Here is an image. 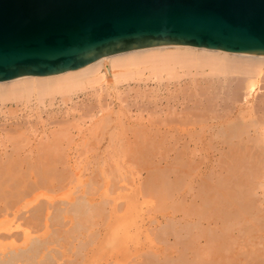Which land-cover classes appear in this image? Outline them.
Returning a JSON list of instances; mask_svg holds the SVG:
<instances>
[{
    "label": "bare ground",
    "instance_id": "bare-ground-1",
    "mask_svg": "<svg viewBox=\"0 0 264 264\" xmlns=\"http://www.w3.org/2000/svg\"><path fill=\"white\" fill-rule=\"evenodd\" d=\"M150 80H152V81L156 80V81H159V83L162 82V84H164L163 82H167L164 85V87H166V89H170L169 84L171 83V81H175L176 85L174 86V88L176 86H178V87H176L178 89L177 90L178 94L176 92V95H175L176 98H174L176 100L179 98V92L182 89H184L183 92L184 91L188 92V89H191L190 93L193 92V94L189 93L190 97L192 96V98L190 99L189 97H184L187 93L184 95V94H182L183 92H181L183 97L181 96V98H179L176 101V103L174 102L175 106H173L172 104H170L171 106H167V108H166V104H165V107L161 106L162 111H163L162 113L164 114V118L170 117V116H168V114H170V113H174L176 116L177 113H182V112L183 113H182L181 120L186 117L185 119L187 121V118H188L187 127H188V125H189V127H188L187 132H188V136L190 139L188 141L187 140L183 141L185 143H183L180 146V147H183L185 144V146H186L185 150H184V148L182 149L180 147L179 148L182 150H180L178 147L177 148L179 150L178 149L175 150L172 148L174 146L172 144L176 143V145H178L177 143H179L184 137V136H182L183 134L181 131L184 128V126L182 125L183 128L181 130L179 128L180 124H182L181 122H180L179 126H176L174 128L173 131L172 130H169V131L166 130L165 131L164 128H163V130H160V132H162V131L166 132V134H162L163 136L167 135L168 133L170 134V133H174L175 131H177V133L179 135L174 136V139L172 140V144H171L172 147L171 148L173 149L172 151H174V150L177 152L183 151V153L181 154V152L180 153L178 152L180 155H177L178 153L175 152L177 154H175V156L173 155L174 158L172 156H170L171 159L169 160L170 157H168V156L170 154L165 153L166 151L164 150V148L162 146V145H165L163 143L165 142L164 140L167 139V136L164 137V139L161 137L163 140L160 139V141L161 140L164 141L163 143H159L160 142L159 140H157L158 141L157 142L155 138L149 139V141H151V140L154 141V139H155V141L154 142L152 141V142H153V144L158 143L157 149L161 148L160 146H162L163 151H165V152L162 151L163 154L161 153V159H159V162L161 161L160 165L163 161V163H165V166L162 165L159 168L160 165L158 162L159 166H158V168L155 169V167H157L156 166L157 163L155 162V167L151 169L153 172L151 170L149 171V169L151 167L146 168L148 170V171L146 170L148 175L146 174L147 178L145 176L144 177L145 180H142V181H146V183L148 182L149 184L147 183V185H150V188H149V186L146 187L145 185H143V187H142V184H141V187H140L142 189L141 192L144 193L147 191L146 193H148L149 189H152V187H153L152 185H154V188L159 186V188L157 190L155 189V192H157L156 196H155V193H153V195H152L156 201L159 197L163 198V199L159 198L158 203L163 201L165 204L170 199L172 201V203L170 205L175 206L176 203L181 204V205L179 204L180 206L178 205L179 207L175 206L177 209L175 207L172 208L173 206L170 207V206L165 204L166 209L168 206V209L172 208V211H173V209H174V211L173 212L170 211L171 212V213L169 212L170 214L167 213V214L162 215V216H159V215L156 216L155 215L152 219L150 218L151 219L150 223L151 224L153 223V226H152L153 228H151L152 229V231H151V229L149 228V227H151V224L148 223L150 225V226H148V228L150 230L147 228L148 229L147 233L149 232V234H151V235L153 233L156 236L155 237L152 235L153 237H155L154 239L156 240L158 238L156 242H158L159 239H161V241H162L164 238H165L164 241L170 242L172 240V239L170 240V238H173L174 241L173 240L172 241L174 242V244H172L171 242L170 243L164 242L165 244H167V247H168V248L167 247L165 248V246H164V249L157 247L158 246L157 244L153 245L155 247L151 246L152 249L150 251H148V257L151 256L154 259L150 258L151 260L149 263H151V261H152L153 264H161L165 261V260H163V262H161L162 259H166V261L169 259L172 261L173 264H178V263L179 264H181V263L182 264H236L238 261V257L235 258L232 255H234L233 252L235 250H237V248H233L234 247L233 245L238 241V239L241 238L242 236L244 237V234L245 235L246 234L254 235L253 232H256V231L257 232L258 231L264 232V190H263L264 189V54L242 53V52H235V51L208 48V47L195 46V45H187V44H160V45H154V46H148V47H142V48H135V49L126 50V51H122V52H118V53H114V54L105 55V56H102L99 59H97V60L93 61L92 63H89L83 67L68 70V71L53 74V75H48V76L24 75V76H19V77L12 78L9 80H0V111L3 113L17 112L18 110L24 111L25 109L26 110L32 109V111H34V110L36 111L42 106H44L46 108H48V107L53 108L54 105H56L55 101L61 100V101H63V103H67L68 101H73L74 95H77L80 91H84L88 88H92L95 91V94L97 95V98H99L98 100L100 101L102 93H104L106 91L111 95V92L113 90L117 91V89H119V85H121V84H128L129 85V84H132V82H143V81L147 82ZM187 84H188V87H186ZM164 87H163V90H165ZM180 87H183V88L181 89ZM131 88H133V87H131ZM176 88H175V91H176ZM172 94H174V92ZM189 94H188V96H189ZM96 95H94V96H96ZM118 97H120V95ZM170 98H171V95H170ZM167 100H169V99H167ZM169 102H171V101H169ZM102 103H103V101H102ZM183 105H185V107H182ZM99 106H100V112L103 111V105L101 103H99ZM108 106L110 107L111 105H108ZM74 107L75 106H73V108ZM105 107H107L106 104H105ZM69 110H70V108H69ZM180 110H181V112H180ZM165 112L167 113V115L165 114ZM94 114H92V115L95 116L96 114L95 115ZM149 116H150V114H149ZM183 116H184V118H183ZM172 118L174 119V117H171L170 119H172ZM175 118L176 119H174V120L173 119L170 120L168 118L169 119L168 121H170V122H168L167 119L165 120L161 117H160V120L163 119L164 122L167 121V123H173V122L177 123L176 120L178 119V121H179V118H177V117H175ZM185 119L183 120V122H186ZM159 122L162 123V125H164L162 120ZM183 124H185V123H183ZM167 126H168V124H167ZM164 127H165V125H164ZM166 129H167V127H166ZM139 130H140V128L138 129V131ZM143 130H144V128H143ZM156 131H159V128ZM126 132H128V131H126ZM145 132H146V130H145ZM150 132H152V131H150ZM160 132H158V133H160ZM98 133H99V131H98ZM132 133H133V137H134L135 134H134V132H132ZM137 134H141V133H137ZM142 134H144V133H142ZM142 134H141V136H142ZM185 134H186V132H185ZM137 136H139V135H137ZM141 136H139V139H141L140 138ZM148 136H151L150 133L148 134ZM21 137L23 138V136H21ZM21 137L14 139V141L18 140V142L16 141L15 144L22 142ZM168 137L170 138L169 135H168ZM54 138H53V141L56 142L55 141L56 138L55 139ZM58 138L61 139L60 136ZM134 138H137V137L135 136ZM156 138H157V136H156ZM19 139H20V141H19ZM49 140H50V138H49ZM58 141L61 142V140H58ZM141 141H142V139H141ZM145 141H146V144H145L146 146L144 147L143 146L144 143H143V145L141 147L142 149L145 148V149H143V151L146 150L145 153H147L148 151L150 152V150L152 151L153 149H150V145H149V144H152V142L147 143L148 138H147V140L145 138ZM139 142H140V140H139ZM139 142H138V144H136L137 142L136 143L134 142V143L137 146V145H139ZM142 142H144V141H142ZM25 143H27V142L24 141V144ZM22 144H23V142H22ZM46 144H49V143H46ZM60 144H62V143H60ZM192 144H193V148H192L193 151L190 152L191 153L190 154L187 152V149L190 150V146ZM49 145L41 146V149H39V153H40V150H43L42 149L43 147H45V148H44L43 152H41V153L42 154L46 153L49 150V147H48ZM51 145L53 146L52 148H54V150H52V148H50L49 151H51V152L54 151L55 153L54 152H52V153H54V154L58 153L59 155H60V153H62L60 151H58L56 153V151H57L56 148L59 146V144L54 143V145L53 144H51ZM51 145H50V147H51ZM55 145H56V148H55ZM168 145H170V144H167L166 149H167V151L168 150L171 151V149L168 148L169 147ZM176 145H175V147H176ZM15 146H14V148H15ZM136 146H135V149L138 148ZM139 146H141V144ZM147 146L149 147V148H147L148 151L146 149ZM24 147L25 146L22 145V149H24ZM151 147L153 148L154 146H151ZM18 148H15V150H13L11 153L8 154V158L6 161H3L1 159L2 160V162H1V160H0V217L1 218L5 214L8 215L7 211H9V210H12L13 212L18 213L19 215H22L24 210L27 207H29L31 205V203H33L35 201V199H32L30 201V197H31L32 192H35V189L46 186V185H44V183L41 184L42 180L45 181V184L47 183L46 181H50L51 177H50V180H46L47 177H49V175H47L48 171L50 169L52 170L54 168L57 170L56 167L58 166V163L61 161L60 160L57 162L55 160L57 162L56 163L54 160H52L53 166L52 167L50 166V169H46V168H47V166L49 167V164L52 162H49V164L44 163V165L45 164H48V165H46L45 168H42L43 167L42 166L41 167L42 169L40 168V166H41L40 165L39 168L41 170V173H40V171H37L38 169L35 170L38 167H36L35 169H34L35 166L32 167V169L35 170V171L33 170L32 176H31V174L26 175V173H25L26 176L23 175L24 171H26V172H28V171L26 169L25 170L21 169L23 174L21 173V176H20L19 170H18V169H20L19 168L20 166H18L20 160H17L19 157L17 152H19V154H20L21 148H19L20 150H17ZM46 148L48 150H46ZM55 149H56V151H55ZM60 149H62V148H60ZM135 149L132 150L131 153L136 152ZM14 151L17 154L16 156H14V153H15ZM44 151H46V152H44ZM155 151L156 150L154 149V152ZM170 151H168V152H170ZM51 152L48 153L49 156H50ZM158 153L159 152H157L156 156L158 155ZM164 153L167 154V156H164L165 155ZM54 154H52V155H54ZM58 154H57V156H58ZM138 154H139V152L134 157H136ZM142 154H144V153L142 152ZM147 154H149V153H147ZM147 154H144V156H146L147 160H150L149 162L151 163V161H152L151 159H153L152 157L154 156L153 155L154 153L152 154L153 156L152 155L150 156L151 159L150 158L148 159L149 155H147ZM42 156H39V160L42 159ZM60 156L62 158L63 155H60ZM60 156H58V157L60 158ZM44 157H45V154H44ZM52 157L54 158L56 156H52ZM134 157H133V159H136ZM50 158H51V156L48 159L50 160ZM141 158L144 159L143 157H141ZM20 159H22V158H20ZM129 159H131V157ZM129 159L127 158V160H129ZM43 160H44V162H47V160H45L44 158H43ZM43 160L41 161L42 163H43ZM138 160L140 161V158L137 159V162H139ZM142 161L143 160H141V162ZM146 161L143 163L146 164ZM153 161L151 164L154 165ZM132 162H134V161L132 160ZM22 163H23V160L20 162L21 166H22ZM54 164H57V166L55 167ZM50 165H52V164H50ZM136 165H138V164H136ZM30 166H33V164ZM138 166H137V169L142 168L141 164H139ZM45 170L47 171V174H45V175H47L46 178L44 175V172H46ZM143 170H145V169H143ZM30 171H32V170H30ZM42 171H43V173H42ZM34 172H36V173H34ZM50 172H52V171H50ZM60 172H62V171H60ZM60 172H59V174H60ZM109 172H111V170ZM114 172H116V171H114ZM138 172H139V170H138ZM148 172H150V173H148ZM28 173H30V172H28ZM62 173L64 174V172H62ZM70 173H71V171H70ZM103 173H105V172H103ZM103 173L101 175H104ZM160 173H163V175H164V177L162 179L163 181L161 180L162 177L159 176V175H161ZM65 174H67V172ZM72 175H70V174H69V176L67 175L68 177L66 176V179L71 178L70 176H72ZM40 176H41V178H40ZM82 176H83V174H82ZM92 176L96 180L93 178H92V180H90L91 178H89V177H91V176H89L88 177L89 178L88 183L95 180L94 181L95 183H92V184H97L100 181L97 179L98 175L97 176L92 175ZM184 176L185 177L188 176L186 178L191 177V182L192 183L195 182L196 184L193 186V185H190L191 182H189L187 184V186H189L190 189L188 188V190L183 189V191H180L184 187V185H185L184 183H186ZM113 177H114V175H113ZM141 177H139V180ZM39 178H40V181H39ZM63 178H65V177H63ZM72 178H74L76 180L75 177H72ZM100 178H101V176H100ZM159 178H160V180H159ZM60 179H62V177H59V179L57 178V180H59V181H57L58 185L55 184L56 187L62 183V182L58 183V182H60ZM116 179H119V177ZM157 179L159 181L165 183V185H162L163 183L161 184ZM52 180H53V177H52ZM75 180H74V182H75ZM54 181L55 180H53V183H54ZM63 181H65V180L63 179ZM115 181H117V180H115ZM121 181H122V178H121ZM121 181H117V182H121ZM103 182H105V181H103ZM50 183H51V181H50ZM101 183L102 182L100 181L99 189L96 188L99 186L98 184L95 187H94V185H90V186H93V188H95V189H93L92 187L88 188L89 186L87 187V185H86L85 189H87V188L90 189L91 194L94 196L93 191L98 189L97 192H100V189H102ZM48 184L49 183H47L48 187L49 186H50V188L54 187V186H51ZM76 184H78V183H76ZM86 184H87V182H86ZM112 184H114V182ZM134 184H135V182H134ZM62 185H65V184H62ZM131 185H133V184H131ZM131 185H129V186H131ZM161 185L164 187H162ZM196 185H197V187H195ZM118 186L119 187H115V188H117L116 190H118V189L123 190L125 188V187L124 188L121 187V186H123V184H121V186L120 185H118ZM144 186L147 188V190L144 189L145 188ZM260 188H262L261 189L262 192L260 191ZM91 189H92V191H91ZM109 189H110V185H109ZM126 189H128V187ZM87 190H85V191H87ZM111 190H112V188H111ZM111 190H110V194L115 189L113 188V190L112 191ZM116 190H115V192L114 191L113 192L116 193L117 192ZM144 190H146V191H144ZM191 190L195 191V193H193V192L190 193ZM85 191H84V193H85ZM158 191H159V194L161 193L160 195H158ZM87 192H89V191H87ZM90 192L88 193V195L90 194ZM149 192L150 193L148 195L147 194H145V195L147 197L149 196V198H153L151 196L152 191L150 190ZM114 193H113V195H114ZM142 193H140V194L142 195ZM91 194H90V196H92ZM108 194L106 193V195H108ZM106 195H105V199L107 197ZM108 196H111V195H108ZM144 196H142V197H144ZM146 196H145V198H147ZM78 198L79 199H77V200L75 199L77 202L75 204L74 203L73 204L79 205V206H77L79 210L77 209V207L75 209H73V207H75V206H73L71 201H70V203L72 205L69 203L71 207L69 205H67L68 203L67 204L64 203V205H66V207L72 208L71 209L72 212H73V210H77L78 212L79 211L81 212L83 210V214L85 213V215H86V212L87 211L89 212V210H92L93 208H95L94 206H96L98 203V202L97 203L94 202V203H96V204H94V203H92L93 201L90 202V200H88L85 196H82V194H81V197H78ZM103 198H102V200H103ZM110 199H112V198H110ZM47 200L45 201V203L41 202L40 204L36 205L31 210V212H30L31 215L25 219L24 223H18V224H16V226H14L15 223L13 224V222H10L9 227L10 228L14 227L15 229L16 228L22 229V233L24 234L25 239L26 240L29 239L30 234H31V231L29 229V227L31 226V222H32L31 220H33V219L36 220V218L38 219V217L43 218V216H45V212H48V210H50V205L52 203L49 204L48 202H50V201H47ZM107 200H108V203L110 202L109 205H112V201L109 199H106V203H103L106 205L104 206L103 204H101L102 206H104V208H101V212L97 210L98 205L96 206L95 211L99 212V215H97V212L95 213L94 216L92 215L93 213H88V215H92L93 217H95L97 215L96 217H100V213H102L103 210L104 211L102 214H104L105 212L109 213L110 212V211H108L109 209H106V206L108 205ZM155 200H152V201L154 202ZM104 201L105 200H103V202ZM124 201H126V200L124 199ZM124 201L121 202L122 203L121 205L126 207L124 205L125 204ZM100 203H101V201H100ZM131 203H132V201H131ZM117 204H120V202H118ZM133 204H134V202H133ZM154 204H155V202H154ZM156 205H157V203H156ZM162 205H161V207H162ZM158 206H159V204H158ZM111 207L113 208L114 206H111ZM117 207H119V205H117ZM163 207H164V205H163ZM69 208H68V210H69ZM82 208H84V209L87 208L88 210L85 211ZM121 208L124 209L123 207H121ZM179 208H181V210H183V211H181ZM99 209H100V207H99ZM118 209L119 208H117V210ZM168 209H167V211H168ZM179 210L181 213H183L182 215L178 214ZM58 211H57V213H59V215H60L63 212H67V209L65 211L63 209L60 212H58ZM77 211H74V212H77ZM95 211H92V212H95ZM68 212L71 215L73 214L70 212V210ZM78 212L74 213L72 217L75 216V218H76V215H78V216L81 215ZM2 213H5V214H2ZM51 213H52V207H51L50 214ZM126 213L127 212H125V214ZM42 214H43V216H42ZM64 214H66V213H64ZM52 215H53V213H52ZM59 215L57 217H59ZM85 215H83V216L85 217ZM88 215H86V216H88ZM109 215H110V213H109ZM109 215L108 216L105 215L103 218L101 217L102 220H101V218H100V220L103 222H106L105 219H107L108 217H111V215L110 216ZM63 216L65 217V215L62 214L61 218H63ZM66 216H67V214H66ZM78 216H77V218H79V219L77 220V222L78 221L81 222L80 217H82V216H80V217H78ZM8 217H10V215ZM88 217L85 219H89ZM131 217H129V220ZM133 217L136 218L135 216H133ZM137 217L139 218L138 214H137ZM45 218L50 219L51 216L47 217V215H46V217H44L43 220ZM52 219L53 218H51V220ZM81 219H83V218H81ZM85 219H84V221L86 222ZM34 220L32 222V225H34L37 228L42 229L44 227L46 228V227L51 226V225H46V223L43 222V220L41 221V224L38 223L37 220L36 221H34ZM51 220H49V221L51 222ZM63 220H65V218L62 219V222H63ZM71 220H72V218H71ZM71 220H68V221H70V224H71ZM75 220L76 219H74V222H75ZM96 220H99V219L96 218ZM109 220H107V221H109ZM141 220H139V222L137 224L141 223L140 222ZM39 221H40V218H39ZM68 221H65V223H62V226H64V227L67 226L69 224ZM88 221L92 222L91 219H89ZM123 221H125V220H123ZM16 222H17V220H16ZM77 222H75L74 226H76V224H77V226L79 227ZM126 222H128V221H126ZM129 222H132V221H129ZM142 222L147 223L146 221H144V219ZM106 223H108V222H106ZM106 223L103 225L106 226ZM159 223H160V226H159V228H157V230H158L157 231V230H155L154 225H158ZM24 224H26L27 226H24ZM42 224L45 226H43ZM82 224H83V222H82ZM90 224H92V223H90ZM90 224H89V227H91ZM97 224H99V221L95 222L93 225L95 226ZM148 224H146V225H148ZM146 225H145V227H146ZM71 227H73V226H71ZM85 227H86V231H87V229L89 231V228H87L88 225L86 226V224L85 225L83 224V227H81V229H83ZM107 227H109V226H107ZM137 227H138V225H137ZM137 227H136V229H137ZM95 229H97V228H95ZM100 229L102 230V228H100ZM108 229H110V228H108ZM153 229H154L155 233L153 232ZM78 230L80 231V228H78ZM141 230H142V228H141ZM55 231L56 232L59 231L58 233H60V229L58 231L57 230H55ZM69 231H72L71 228L69 229ZM74 231H75V229H74ZM97 231H99V229ZM97 231H93V232L96 234ZM251 231H253V232L251 233ZM90 233L89 234L87 233L89 235V237L87 235V238H89V239L92 238L90 236ZM94 233H93V237L95 235ZM260 233H262V232H260ZM1 234L3 236V233H1ZM63 234L65 235V233H63ZM258 234H259V232H258ZM8 235L9 234H6V236H8ZM85 235H86V232H85ZM85 235H83V236L85 237ZM91 235H92V233H91ZM98 235H100V234L97 233L96 236L98 237ZM160 235H162V236H160ZM254 236H256V235H254ZM262 236H264V233H263V235L260 234V236H258V237H260L259 238L260 240L258 243H261L260 246L262 245L264 247V243H263L264 241L262 242V239L264 240V237H262ZM0 237H1V235H0ZM124 237H125V235H124ZM159 237H161V238H159ZM162 237H163V239H162ZM3 238L6 239L7 237H3ZM245 238H244V240L241 239L245 243H240L239 242V241H241L240 239L238 242L240 244L246 245L248 243V241L246 243ZM247 238H246V240H247ZM255 238H257V237H255ZM85 239H84V242H85ZM154 239H153V242L155 241ZM252 239H253V237H252ZM252 239H251V241H253V242L257 241V240H252ZM97 240H99V239H97ZM33 241L37 242L36 245L45 244V242L42 241V239H41V241H40V239L39 240H36V239L31 240V243ZM72 241H74V240H72ZM89 241H90V244H89ZM89 241L87 242L88 244L84 243L82 245L86 244L85 248H87L88 246L92 245V243L96 244L93 242L94 240L93 241L89 240ZM203 241H204V243H203ZM251 241H250V243H252V245H256L257 242L254 244ZM34 242H33V244L36 243V242L35 243ZM80 242L82 243L83 240L82 241L80 240ZM156 242H154V243H156ZM238 242H237V244H235V247L239 246ZM81 243H79V244H81ZM164 243H162V244H164ZM250 243H248V244H250ZM36 245H35V247H37L38 249L33 248L32 251L34 250V251L39 252L38 250H42L40 248V246H36ZM256 246H258V244ZM260 246H259V248H260ZM262 246H261V250L264 249V248H262ZM32 247H34V246L32 245ZM169 247H171L173 249H171ZM82 248L84 249V246ZM231 248H233L235 250L233 251ZM246 249L247 248H245V250ZM62 250H64V249H62ZM78 250H80V249L78 248ZM239 250H237V251H239ZM255 250L254 249L250 250V248H249V251L246 250V252L247 251L249 252L248 254H250L251 257L247 258L248 255L246 256V259H245L246 263L245 264H252L251 262H252L253 256L255 254L256 255L254 256V260H257L258 254H261V257L259 255L258 260H260L262 258V255L264 254V252H263L264 250L262 251L263 253H261L260 252L261 250L257 249L256 251L259 252L258 254ZM23 251H22V253H23ZM231 251L233 253L232 255H231ZM237 251H235V252H237ZM252 251H254L255 253ZM18 252L20 253V251H18ZM151 252L154 256H152V254L150 255ZM160 252L165 253L163 256H165L168 253H171L172 255L171 256L167 255V256L161 258L162 255L160 254ZM17 253H15V254H17ZM27 253H29V251ZM46 253H48V252H46ZM59 253H61V252L59 251ZM59 253H58V256H59ZM146 253H144V254H146ZM243 253H244V251L242 252V250H241V254H243ZM15 254H13V257L15 256ZM33 254H35V253H33ZM33 254L31 253V255H33ZM49 254L48 255L46 254L47 256L46 255H44V256H46V257L49 256V258L51 259L52 257H50ZM144 254L142 253V255H144ZM78 255H80V253ZM239 255H240V253L239 254L236 253V256H239ZM243 255H245V254H243ZM19 256H20V254H19ZM56 256H57V254H56ZM59 257L61 259V257H63V255L61 256V254H60ZM148 257L146 255V259ZM241 257H242L241 261H243V256H240V258ZM255 257H256V259H255ZM143 258H144V256H143ZM57 259H58V261H56V262L59 263V258L57 257ZM155 259L159 260V261H155V263H154ZM8 260H10V258ZM8 260L6 261L7 263H8ZM11 260L15 261L13 259H11ZM11 260L9 261V263L11 262ZM43 260L46 262V260H48V258H46V260L44 258ZM263 260L264 259L262 258V261L261 260L260 261L264 263ZM34 261H35V259H34ZM50 261H51V264L56 263L55 259H52ZM50 261L48 260L46 263L49 262V264H50ZM71 261H73V260H71ZM1 262H0V264H1ZM4 262H3V264H4ZM6 262H5V264H7ZM43 262H41V263H43ZM144 262H145V260H144ZM157 262H159V263H157ZM175 262H177V263H175ZM258 262L259 261H256V264H258ZM41 263L39 262V264H41ZM133 263H135V262H133ZM137 263L139 264V262H137ZM254 263L255 262L253 261V264ZM140 264H141V262H140ZM164 264H165V262H164ZM168 264H170V263L168 262Z\"/></svg>",
    "mask_w": 264,
    "mask_h": 264
},
{
    "label": "rangeland",
    "instance_id": "rangeland-1",
    "mask_svg": "<svg viewBox=\"0 0 264 264\" xmlns=\"http://www.w3.org/2000/svg\"><path fill=\"white\" fill-rule=\"evenodd\" d=\"M160 83H159V81H156V80L155 81L154 80L153 81L150 80V81H147V82H145V81H143V82H132V84H129V85L128 84H121V85H119V89H117V91L113 90L111 92V95L108 92H106V91L104 93H102L100 101L98 100L99 98H97V95L95 94V91L92 88H88V89H86L84 91H80L77 95H74L73 101H68L67 103H63V101H61V100L55 101L56 105H54L53 108L52 107L46 108V107L42 106L36 111L35 110L32 111V109H30V110L29 109H27V110L25 109L24 111L18 110L17 112H8V113H3V112L0 111L1 112L0 113V160L2 159L3 161H6L7 158H8V154L9 153H11L13 150H15V148H18V147L21 148V150L19 148L17 149V150L21 151L20 152L21 155L19 154V152H17L19 157H18V159L16 158L17 160H20V162L23 160L22 166H21L20 162L18 164V166H20L19 167L20 169H18L20 176H21V173H22L21 169H24V170L26 169L28 172H30V173H28V172L24 171V174L22 173L23 175H25V173H26V175L31 174V176H32L33 175V170L36 167H38V168H36L35 170L38 169L37 171H40V173H41L40 168L42 166H43L42 168H45L46 165L49 164V162H52V160H54V161L56 160L57 162L61 160L58 163V166H57V164H54L55 167L57 166L56 167L57 170L54 167H53L54 169H52V170L50 169V166L51 167L53 166V162H52V163H50L52 165L49 164V167L47 166V168H46V169H50L48 171V174H47L46 170H45L46 172H44V175L45 174L49 175V177H47V175H45V178L47 177L46 180H50V177H51V180H50L51 183H50V181H46V182L49 183L48 185H51V186H54V187H52V188H50V186L48 187L47 183L45 184V181L42 180L41 184L44 183V185H46L47 187L44 186V187L35 189V192H32L31 197H30V201L32 199H35V201L33 203H31V205L24 210L22 215H19L18 213L13 212L12 210H9L10 212L7 211L8 215L5 214V213H2V214H5L6 216L3 215L4 217L3 216H2V218L0 217V235H1V237H0V260L2 261V262L0 261L1 264H3L4 261L6 262L9 258H10V260L13 259V260L16 261L15 262V261L11 260V262L9 263L10 260H8L9 264H12V263L13 264H36V263L39 264V262L41 263V262L44 261L43 260L44 258H45V260H46V258H48L49 261L52 260V259H55V262H56V261H58L57 257L59 258V263L56 262L57 264H116V263L117 264H136L137 262H139V264H140V262H141V264H146V263L147 264H153L152 261H151V263H149L150 260H151L150 258H153V257H151V256L148 257V251H150L152 249L151 246H153L154 244L155 245L157 244L158 245L157 247L164 249V246H165V248L167 247V244H165L164 242H166V243H170L171 242L172 244H174V242H173L174 239L173 238H170V240L172 239L173 241L171 240L170 242H167V241H164L165 240V238L163 239L164 236L162 237V239H163L162 241H161V239H159L158 240L159 243L156 242L158 238L155 240L154 238L156 236L152 233V235L155 236V237H153L151 234H149V232L147 233V230L149 228L150 229L153 228L152 227L153 223L151 224L150 220L155 215L156 216L157 215L162 216V215H165L167 213L170 214L171 212L174 211V209L172 211V208H174L175 206H178L180 203L179 204L176 203V205L173 206V205H170L172 203V201L170 199L167 201L168 203L164 200L166 202L165 203L166 205H168L170 207L173 206L172 208H169V209H168V206H167V209H168V211H167V209L165 208L166 205L164 204V202L162 200L161 201L163 203L162 202L158 203L159 202L158 199L162 198V197H159L157 199V201H156L155 198L152 196L153 193H155V196H156L157 192H155V189L157 190L159 188V186L154 188V185H152L153 186L152 189L153 188L154 189L153 190L149 189L150 185H147L148 182L146 183V181H142V180H145V178H144L145 176L147 178L148 174L146 172V170H147L146 168H148V167L150 168L151 167L149 169V171H150L152 168L155 167V162L157 163L156 164L157 167H155V169L158 168V166L160 165L161 161L159 162V159H161V153L163 151V148L166 151V152L165 151H163V152H165L167 154H170L168 157H170V156L173 157V155L175 156V154H177L178 152L179 153L181 152V154L183 153V151H178L177 152L175 150H177L183 143H185L183 141H186V140L188 141L190 139L189 136H188V132H187L188 131V127H189V125L187 127L188 118H187V121H186V119H185L186 117L184 118V116H183V118L186 121V122H183L184 119L181 120L183 112L182 113H177L176 116H175L174 113H170V114H168V116H170V117H168L169 119L171 117H174V119H176L175 117H177V118H179V121H178V119L176 120L178 124L175 123V122L167 123V121L169 119L168 118H164V114L162 113L163 112L162 111V107H165V104H166V108H167V106H171L170 104L175 106L176 101L179 98H181V96L183 97L182 94L185 95L187 93L184 97H189L191 99L192 96L190 97V94L191 93L193 94V92L190 93L191 89H188V92L184 91L185 92L184 93L183 92L184 89H182L183 87H180L182 90L179 92V98L177 97L178 99L176 100L174 98H176V96H175L176 92L178 94V91H177L178 89L176 88L178 86L175 87L176 88V91H175V88H174V86L176 85L175 81H171V83L169 84L170 89H166V87H164V85L167 82H163L164 84H162V82H160ZM131 87H133V88H131ZM163 87H164V89L166 91L163 90ZM186 87H188V84H187ZM171 92L172 93L174 92V94H172ZM181 92H183V93L181 94ZM168 93L171 95V98H170V95ZM118 94L120 95V97H118L119 96ZM188 94H189V96H188ZM94 95H96V96H94ZM167 99H169V100H167ZM102 101H103V103H102ZM169 101H171L172 103L169 102ZM99 103H101L103 105V111H101V112H100ZM105 104H106L107 107H105ZM108 105H111V106L109 107ZM73 106H75V107L73 108ZM182 107H185V105H183ZM69 108H70V110H69ZM180 112H181V110H180ZM92 114H94L95 116H93ZM149 114H150V116H149ZM165 114L167 115L166 112H165ZM160 117L165 119V120L167 119L166 122H164V120L161 119L162 122L164 123L165 127H164V125H162V123L159 122V121H161ZM172 119H170V120H172ZM168 122H170V121H168ZM180 122L182 124H180ZM183 123H185V124H183ZM167 124H168V126H167ZM179 124H180V126H179ZM182 125L184 126L185 129L182 127ZM141 126L142 127L144 126L143 127L144 130H143V128ZM176 126H179L180 130L183 128L181 131H182V134H183L182 136H184L183 139L179 143H177L178 145H176V143L172 144V140L174 139V136H178L179 135L177 133V131H175L174 133H170V134L168 133L165 136H163L162 134H166V132H164V131L160 132V130H163V128H164L165 131L166 130H168V131L172 130L173 131ZM166 127H167V129H166ZM132 128L133 129L135 128V129L133 130ZM139 128H140V130L138 131ZM158 128H159V131H156V130H158ZM125 130L128 131V132H126ZM145 130H146V132H145ZM98 131H99V133H98ZM150 131H152V132H150ZM132 132H134V134H135V136L137 138H134L135 136L133 137V133ZM158 132H160L161 134L158 133ZM185 132H186V134H185ZM137 133H141V134L144 133V134H142V136L143 135L144 136L142 137L141 134H137ZM149 133H150L151 136H148ZM137 135L141 136L140 138L144 142H142L141 139H139V136H137ZM168 135L170 136V138L168 137ZM21 136H23V138ZM59 136H60L61 139L58 138ZM156 136H157V138H156ZM166 136H167V139L168 138L169 139L168 140L167 139L164 140L165 142L162 141L164 139V137H166ZM20 137H21V140H22L23 144H22V142L15 144V142L16 141L18 142V140L14 141V139L15 138L17 139V138H20ZM48 137L50 138V140H49ZM53 138L55 139L56 142L58 140H61V142L58 141L56 143V142L53 141ZM145 138H146V140L148 138L147 143L148 142L150 143V142L153 141V140L149 141V139H151V138L152 139L155 138L156 141L157 140L160 141V139H162L161 140L162 142L160 141L159 143H163L164 142L163 144H165V145L161 144L163 146V148H162V146H160L161 148L157 149V147H158L157 144L158 143L153 144V142L155 141V139H154V141L152 142L153 145L149 144L150 145V149H153V150L152 151L150 150V152H149L148 149H147L149 147L148 146L146 147V149L148 151L147 153H149V154H147V153H145L146 150L143 151V149H145V148H143V149L141 148L143 143H144L143 146L144 147L146 146L145 145L146 144ZM126 139L128 141L129 140L130 141L128 142ZM139 140H140V142H139ZM19 141H20V139H19ZM24 141L27 142V143H25L26 145L24 144ZM134 142L135 143L137 142L136 144H138V142H139V145L141 144V146H139V145L136 146V144ZM46 143H49L50 145L51 144L54 145V143L55 144H59V146L57 145L59 148L58 147L56 148V145H55V148L57 149V151H56V149H55V151H56V153L58 151L62 152V153H60V155H63L62 158H61V156L58 153L57 154H58V156H60V158L57 156V154H54L55 153L54 151H52L54 153L49 151L50 148H52L53 146L51 145V147H50V145L46 144ZM60 143H62V144H60ZM167 144H170V145H168L169 146L168 148L171 149V151L168 150L170 152H168L167 149H166ZM171 144L174 145V146L172 147ZM22 145L25 146L24 149H22ZM44 145L45 146L49 145L48 146L49 150L47 148H46V150L51 152L50 160L48 159L50 157L48 155V153H49L48 151L47 152L44 151V152L47 153V154L44 153L45 157H44V154L41 153V152H43L45 147L42 148L43 150H40L41 154L39 153V149H41V146H44ZM134 145L136 147H138L139 149L136 148L137 149L136 150ZM175 145H176V147H175ZM14 146H15V148H14ZM151 146H154V147L152 148ZM171 147L173 149H175V150L172 151L173 149ZM185 147L186 146L184 144V146L180 147V148H182V149L184 148V150H185ZM60 148H62V149H60ZM192 148H193V144L190 146V150L186 148L187 152L188 153L192 152L193 151ZM134 149H135L136 152L131 153L132 150H134ZM154 149L156 150L155 151L156 153L154 152ZM182 149H180V150H182ZM52 150H54V148H52ZM138 152H139V154L136 157H134ZM142 152L144 154L149 155L148 159L149 158L151 159L150 156L154 153L153 154L154 156L152 155L153 159H151L152 161L154 160L153 161L154 165L151 164L152 161L150 163L149 162L150 160H147V157L144 156V154H142ZM157 152H159V153L156 156ZM175 152H177V153H175ZM179 153L177 155H180ZM17 154L15 152L14 156H16ZM52 154H54V155H52ZM167 154H165L164 156H167ZM39 156H42L41 160H39ZM52 156H56L57 158L56 157L53 158ZM130 157H131V159H129ZM133 157L136 158V159H133ZM138 157L140 158V161L138 160L139 162H137V159H139ZM141 157H143L145 160L142 159ZM20 158H22V159H20ZM43 158L45 160H47V162H44ZM127 158L129 160H127ZM170 159H171V157L169 158V160ZM2 160H1V162H2ZM42 160H43V163L41 162ZM132 160L135 163L132 162ZM141 160H143V161L141 162ZM145 161H146V164L143 163ZM158 162H159V165H158ZM44 163H48V164L44 165ZM162 163H163V161H162ZM162 163L159 166V168L162 165L165 166V163H163V164ZM32 164H33V166H30ZM136 164H138V165L141 164L142 165V168H141L142 170L140 168L137 169L138 165H136ZM39 166H40V168H39ZM32 167H34V169H32ZM28 168L30 170H32V171H30ZM143 169H145V170H143ZM110 170H111V172H109ZM138 170H139V172H138ZM43 171H42V173H43ZM50 171H52V172H50ZM60 171L64 172V174L62 172H60ZM70 171H71V173H70ZM114 171H116V172H114ZM59 172H60V174H59ZM66 172H67V174H65ZM103 172H105V173H103ZM34 173H36V172H34ZM102 173L104 175H101ZM148 173H150V172H148ZM69 174L70 175L73 174V175L70 176L71 178H67L66 179V176L67 175L69 176ZM82 174H83V176H82ZM160 174L161 175H159V176L162 177L161 178V180H162L164 175H163V173H160ZM92 175H94V176L95 175L96 176L100 175L101 176V178H100V176L99 177L97 176V179L102 182L101 183V188L103 189V190L100 189V192H97V190L100 187V185H99L100 181H99L97 183L99 186L96 187L98 189L93 191L94 196L91 194L90 189H88L90 187L93 188V186H90V185H94V187L97 186V184H92V183H95L94 181L96 180L95 178H93ZM113 175H114V177H113ZM41 176H40V178H41ZM89 176H91V177H89ZM52 177H53V180H55L54 183H53ZM56 177L58 179H59V177H62V179H60V182H58V183L62 182L59 185L61 188L59 186H57L58 188L55 186V184L58 185L57 181H59V180H57ZM63 177H65V178H63ZM72 177H75L76 180L74 178H72ZM88 177L91 178L90 180H92V178L95 179V180L91 181L90 183H88L89 182V180H88L89 178ZM118 177H119V179H116ZM139 177H141L142 179L140 178V180H139ZM186 177H188V176H186ZM186 177H185L186 183H184L185 185H184V187L182 186L183 188L180 191H183V189L184 190H188V188L190 189V187L187 186V184L189 182H191V177H189V178H186ZM40 178H39V181H40ZM121 178H122V181H121ZM63 179L65 181H63ZM73 179L75 180V182H74ZM115 180L121 181V182H117ZM159 180H160V178H159ZM103 181H105V182H103ZM133 181L135 182V184H134ZM86 182H87V184H86ZM113 182H114V184H112ZM159 182L161 184L163 183L161 181H159ZM76 183H78V184H76ZM62 184H65V185H62ZM117 184L120 185V186H121V184H123V186H121V187H123V188L125 187L123 189L124 191L121 190V189L120 190L119 189L116 190L117 188H115V187H119ZM131 184H133V185H131ZM141 184H142V187H143V185H145L146 187L149 186L148 189H149V191L150 190L152 191L151 192L152 193L151 196L154 199L153 198H149V196L147 197L145 195V194L148 195L150 193L149 191H148V193H146L147 192L146 191L147 188L145 186H144L145 187L144 189H146V190H144V191H146V192H144V193L141 192V190H142L140 188ZM195 184H196L195 182H193V183L191 182L190 183V185H193V186ZM86 185H87V187L89 186L87 188L88 190L85 189ZM109 185H110V189H109ZM129 185H131V186H129ZM162 185H165V183H163ZM127 187H128V189H126ZM162 187H164V186H162ZM195 187H197V185ZM111 188H112V190L114 188L117 192L114 193L115 190H113L114 191L113 192L111 190ZM84 189L89 191L92 196H90V194L88 195L89 192L85 191ZM93 189H95V188H93ZM261 189L262 188H260V191H261ZM110 190L114 193V195H113L112 192L110 194ZM84 191H85V193H84ZM91 191H92V189H91ZM191 192L195 193V191H192V190L190 191V193ZM106 193L107 194L109 193L108 195H111V196L106 195ZM140 193H142V195ZM81 194H82V196H85L88 200H90V202L93 201L92 203H94V202L97 203L98 202L99 204L97 203V205H98L97 210L100 211V212H101V208H104V206L106 205V204H103V203H106V199H109V200L112 201V205H109L110 202L108 203V200H107V204L110 207L107 205L106 209H109L108 211H110L109 213L111 215V217H108L107 219H105L106 222H108V223L101 221L102 218L105 215L106 216L109 215V213H106V212L104 214H102L103 211H104L103 209H102L103 210L102 213H100V217H96L97 215H99V212L95 211L97 205L94 206L95 208H93L92 210H89V212L87 211L88 210L87 208L86 209L82 208L85 211H87L86 215H88V213H93L92 215L94 216L95 213L97 212V215L95 217H93L92 215H88L89 217L86 216L85 213L83 214V210L81 212L80 211L78 212L77 210H73V212H72V210H71L72 208L66 207V205H64V203H66V204L68 203L67 205H69V206H70L71 203L75 204L77 202L76 200L79 199L78 197H81ZM143 194L147 198H145V196ZM160 194H159V191H158V195H160ZM105 195L107 196L106 199H105ZM142 196H144V197H142ZM109 197L112 198V199H110ZM102 198H103V200H105L104 202H103ZM124 199L126 201H124ZM129 199L132 201V203H131V201ZM46 200L50 201L48 203L49 204L52 203L51 204L52 206L50 205V210H48V212H45V216H43V214H42V216H43V218L46 217V215H47V217L51 216V218H53V219L51 220V218L50 219L48 218L49 220H51V222L48 219H46V218L44 219L45 220L44 221L42 217H38V219L36 218V220L40 224H41V221L43 220V222H45L46 225H51L50 227H46V228L44 227L42 229L41 228H37L34 225H32V222H33L34 219L31 220L32 221L31 222V226L29 227V229L31 231V234H30V238L27 239V240L25 239V236L22 233V229H19V228L15 229L14 227L13 228L9 227V223L10 222H13V224L15 223L14 226H16V224H18V223H24L25 219L31 215V213H30L31 210L36 205L40 204L41 202L45 203ZM152 200H155L154 201L155 204H154V202ZM70 201H71V203H70ZM100 201H101V203H100ZM122 201L125 202L124 205L126 207L121 205ZM118 202H120V204H117ZM133 202H134V204H133ZM96 203H94V204H96ZM156 203H157V205H156ZM161 203L164 205V207H163V205ZM74 204H73V206H75V207H73V209H75L77 206H79L77 204L76 205H74ZM101 204H103L104 206H102ZM158 204H159V206H158ZM160 204L162 205V207H161ZM117 205H119V207H117ZM111 206H114V207L112 208ZM120 206L123 207L124 209H122ZM51 207H52L53 215H52V213L50 214ZM99 207H100V209H99ZM116 207L119 208V209L117 210ZM68 208H69L71 213L74 214V213L78 212L81 215L78 216V215L75 214L76 218H75V216L72 217L73 214L72 215L69 214ZM62 209L64 211L67 209V212H63V211H62L63 213L61 212L63 215H65V217L63 216V218H65V220H63V222H62L63 218H61L62 214H60L61 215L60 216L59 213H57L58 210H59L58 212H60ZM77 209H78V207H77ZM179 209L181 210V208H179ZM180 210H179L178 214L182 215L183 213H181ZM74 211H77V212H74ZM92 211H95V212H92ZM181 211H183V210H181ZM125 212H127L126 213L127 215L125 214ZM64 213H66L67 216ZM137 214H138L139 218L137 217ZM9 215H10V217H8ZM58 215H59V217H57ZM83 215H85V217ZM77 216L78 217L82 216V217H80V221L81 222H79V221L77 222V220L79 219V218H77ZM133 216H135L136 218H134ZM87 217L89 219H91L92 222H89L88 221L89 219H85ZM129 217H131L130 220H129ZM39 218H40V221H39ZM71 218H72V220H71ZM81 218H83V219H81ZM96 218L99 219V220H96ZM100 218H101V220H100ZM74 219H76L75 222L78 223L79 227L77 226V224H76V226L78 228H80V231L78 230V228L76 226H74L75 225ZM84 219L86 220V222L84 221ZM143 219L147 223L142 222ZM16 220H17V222H16ZM36 220H34V221H36ZM68 220H71V224H70V221H68ZM107 220H109V221H107ZM123 220H125V221H123ZM139 220H141L140 221L141 223L137 224L139 222ZM65 221H68L69 224L64 227V226H62V223H65ZM98 221H99V224L94 226L93 224L95 222H98ZM126 221H128V222L132 221V222L128 223ZM82 222H83L84 225L85 224H86V226L88 225V227H87V228H89V231L87 229L88 232L86 231V227L81 229V227H83ZM90 223H92V224H90ZM105 223H106V226L103 225ZM148 223L151 224V227H149V228H148V226H150V225ZM89 224H90V226L92 228L89 227ZM146 224H148V225H146ZM137 225H138V227H137ZM145 225H146V227H145ZM24 226H27V225L24 224ZM43 226H45V225H43ZM71 226H73V227H71ZM107 226H109V227H107ZM154 226H155V230H157V228H159V226H160V223L158 225H154ZM94 227L97 228V229H95ZM136 227H137V229H136ZM70 228H71L72 231H69ZM100 228H102V230ZM108 228H110V229H108ZM141 228H142V230H141ZM59 229H60V233H58ZM74 229H75V231H74ZM98 229H99V231H97ZM55 230H57L58 232H56ZM93 231H97V233H99L100 235H98V237H97L96 236L97 233L95 234ZM151 231H152V229H151ZM85 232H86V235H85ZM90 232L92 233V235H91ZM153 232H154V229H153ZM252 232L253 231H251V233ZM258 232H259V234H258ZM258 232L257 231L253 232V234L256 235V236L248 235V234L245 235L244 234V237L242 236L241 238H239L240 240L241 239L244 240L245 237L246 238L248 237L249 239L247 238V240H246V238H245V241H246V243H247V241H248V243H250V241H251V239L253 237L252 240H257L256 241L257 243L255 241L254 242L251 241V242H253L254 244L256 243V245L258 244V246L252 245V243H250V244L247 243L246 245L245 244H240V243H245V242L243 240L239 241V239H238V241L240 242L239 243L237 241L239 243L238 244L239 246L235 247V244H237V242H236L233 245L234 246L233 248H237V250H239L240 248L241 249L239 251H237V250L231 248L233 251L234 250L237 251V252H235V251L233 252L234 255H232L233 253L231 251V255L234 256L235 258L238 257V261H237L238 264L239 263L240 264L241 263L245 264L246 263L245 259H246L247 255L249 256V257L247 256V258L251 257V255L248 254L249 253L248 252L249 248H250V250H253V249L254 250L255 249L256 250L260 249L261 250V246L262 245L260 246L261 243H258L259 240H260L259 239L260 237H258V236H260V234L263 235L264 232L263 231H258ZM260 232H262V233H260ZM1 233H3V236H2ZM63 233H65V235ZM87 233L88 234L90 233V236L92 237L91 239L87 238V235H88ZM93 233L95 234L94 237H93ZM6 234H9L8 235L9 237L6 236ZM83 235H85V237ZM124 235H125V237H124ZM160 236H162V235H160ZM3 237H7V238L4 239ZM88 237H89V235H88ZM255 237H257V238H255ZM262 237H264V236H262ZM96 238L99 239L100 241L97 240ZM159 238H161V237H159ZM34 239H36V240L40 239V241L42 239V241H44L45 244L36 245L37 244L36 241H35L36 243L33 241L35 244H33V242L31 243V240H34ZM84 239H85V242H84ZM153 239L155 240L154 242H156V243L153 242ZM72 240H74V241H72ZM80 240L81 241L83 240V242L81 243ZM89 240H92V241L94 240L93 242L96 243L97 245L92 243V245H90V246L87 245L88 249L85 248V246H86V244H88L87 242ZM263 241L264 240L262 239V242ZM161 242L164 243V244H162ZM79 243H81V244H79ZM84 243H86V244L82 245ZM203 243H204V241H203ZM89 244H90V241H89ZM32 245L34 247H32ZM35 245L36 246H40V248L42 250H38L39 252L34 251V250L32 251L33 248L38 249L37 247H35ZM83 246H84V249L82 248ZM259 246H260V248H259ZM153 247H155V246H153ZM78 248L80 250H78ZM169 248H171V247H169ZM245 248H247L246 249V250H248L247 252H246ZM262 248H264V247L262 246ZM62 249H64V250H62ZM171 249H173V248H171ZM241 250H242V252L244 251L243 254H245V255L241 254ZM263 250H261L260 252L263 253L264 252ZM18 251H20V253ZM22 251H23V253H22ZM28 251H29V253H27ZM59 251L61 253H59ZM14 252L15 253L18 252V253L15 254ZM46 252H48V253H46ZM57 252L59 253V256H60V254H61V256L63 255V257H61V259L58 256ZM78 252L80 253V255H78L79 254ZM238 252L240 253V255L236 256V253L239 254ZM252 252H254V251H252ZM31 253L32 254L35 253V254L31 255ZM142 253L143 254L146 253V254L142 255ZM258 253L259 252H257V254ZM13 254H15L14 257H13ZM19 254H20V256H19ZM46 254L47 255L49 254L50 257H52V258L50 259L49 256L46 257L47 256ZM56 254H57V256H56ZM151 254H152V252L150 253V255ZM160 254L162 255L161 258H163V257H165L167 255L168 256L172 255L171 253H168L165 256H163L165 253H162V252H160ZM44 255H46V256H44ZM146 255L148 257L147 259H146ZM259 255L261 257V254H258L257 255V260H254V256H253V260L251 262L252 264H253V261L255 262L254 264H256V261L260 262V263L258 262V264H262L263 263L261 261H262V258L264 259V254L262 255V258L260 259L261 261L258 260ZM143 256H144L145 259L143 258ZM152 256H154V255L152 254ZM240 256H243V261H241L242 257L240 258ZM34 259H35V261H34ZM143 259L145 260V262H144ZM156 259L154 260V263H155V261H159V260H156ZM255 259H256V257H255ZM48 260H46V262ZM71 260H73V261H71ZM163 260H165L164 261L165 264H168V262L170 264L172 263V261L169 260V259H168L169 261L168 260L166 261V259H162L161 262H163ZM5 262H4V264H5ZM46 262L44 261L41 264H49V262L48 263H46ZM133 262H135V263H133ZM164 262L161 263V264H164ZM157 263H159V262H157ZM175 263H177V262H175ZM50 264H51V261H50Z\"/></svg>",
    "mask_w": 264,
    "mask_h": 264
},
{
    "label": "water",
    "instance_id": "water-1",
    "mask_svg": "<svg viewBox=\"0 0 264 264\" xmlns=\"http://www.w3.org/2000/svg\"><path fill=\"white\" fill-rule=\"evenodd\" d=\"M160 44L264 54V0H0V80Z\"/></svg>",
    "mask_w": 264,
    "mask_h": 264
}]
</instances>
